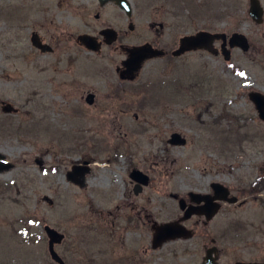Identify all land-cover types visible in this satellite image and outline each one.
<instances>
[{"label": "rangeland", "instance_id": "obj_1", "mask_svg": "<svg viewBox=\"0 0 264 264\" xmlns=\"http://www.w3.org/2000/svg\"><path fill=\"white\" fill-rule=\"evenodd\" d=\"M142 4L133 0L129 42L147 39ZM183 4L190 8L185 14L195 6L210 13L212 32L237 28L250 49H232L225 60L215 41L209 51L181 56L172 70L159 60L148 63L132 84L140 90L122 94L133 102L125 109L122 99L108 96L119 81L121 51L115 44L93 52L77 41L84 33L101 41L99 30L125 27V15L99 11L97 0H0V157L6 163L0 170V264H55L46 225L66 234L67 243L75 242L83 223L139 238L151 220L172 215L166 193L186 196L208 185L215 159L226 162L222 180L234 186L264 166V121L249 99L253 91L264 95V20H251L248 0ZM187 31L193 29L181 28V35ZM33 33L52 51L36 48ZM91 91L99 97L94 106L81 99ZM173 132L186 143H169ZM241 137V150L230 146V138ZM220 139H227L225 148ZM74 165L87 167L75 176L78 182L67 177ZM132 168L149 176L147 203L133 193ZM138 202L148 208V224L143 211L136 217ZM242 211L264 220V205L254 200ZM55 250L77 260L65 243Z\"/></svg>", "mask_w": 264, "mask_h": 264}, {"label": "flooded vegetation", "instance_id": "obj_2", "mask_svg": "<svg viewBox=\"0 0 264 264\" xmlns=\"http://www.w3.org/2000/svg\"><path fill=\"white\" fill-rule=\"evenodd\" d=\"M184 1L143 0L142 8L146 20L147 39L142 42H129L128 37L135 27L131 20L133 0H127L131 5V15L116 0H97L99 11L110 8L126 17L125 27L123 25V27L116 30L110 25H104L99 30L101 37L99 51L105 46L116 44L115 47L121 51L124 57L120 60V65L115 66L119 81L114 85V89L108 93V96L112 95L122 99V94L129 93L130 89L139 91V86L132 84H135L136 77L144 65L155 60L162 61L165 69H174L176 61L184 54L191 52L187 51L179 56L174 55V52L180 47L183 36L194 35L200 31L214 35L207 47L197 50L207 49L209 51L215 41L220 42L221 54V44L224 41L227 43L226 48L230 50V55L232 49L238 48L228 46L230 36L233 33H241L237 28L233 29L230 34L224 31L212 32L210 30L212 27L211 22L207 21L212 20L213 16L210 13H198L196 6L191 9V13L185 14L183 11L187 10L189 12L190 8L188 6L184 7ZM158 2H160L159 5ZM95 17L98 18L99 13H96ZM198 21L201 22L198 23ZM130 24L133 25L132 29L129 28ZM189 27L193 31H187L181 35V28ZM106 28H112L116 33V39L111 43L104 42V37L100 34ZM96 40L98 41V37H96ZM141 44H147L152 50L162 51V55L147 59L135 74L134 79L121 78L120 74L124 71L122 62L127 57L126 49ZM81 99L83 104L88 106H94L99 102V97L95 91L81 94ZM120 102L126 105L124 107L125 105L122 104L125 109L133 106V102L127 100L122 99ZM230 139V146H236L241 150V144L239 143L244 141V138ZM220 140L222 142L220 144L221 148H225L224 145H226L225 141L227 139ZM221 156L227 157V155ZM214 161L213 167L215 170L212 171L214 174L209 173L208 185L203 189L192 188L186 196H180L176 191L166 193V199L171 204L172 215L160 220H151L150 226H147V233L139 235V238H131L132 235L128 238L124 234L114 237L107 228H98V225L90 228L91 223L89 225L83 223L80 225V231L76 235L75 242L70 240L67 243L65 241L67 235L64 234L62 240L54 244V248L65 243L66 252L76 256L77 260L74 261L73 258L69 260L68 254L65 257L59 254L64 264H68V262L70 264H264V220H259L255 216H246L243 211L239 212L253 200L264 205V166L262 164L256 165V173L253 179H249L245 181V184H242L243 179L239 177L238 185L234 186L222 180V177L229 173L226 162L222 161L221 158ZM0 162L5 163L1 157ZM134 169H138L143 174L146 173L139 168H132L129 177L134 184L133 193L140 196L142 200L144 198L145 203H147L148 183L138 185L137 180L130 176ZM243 178H247V176H243ZM137 205L139 206V212L136 217L143 211L145 213L144 224H148V208L140 202ZM186 211L189 213L188 216H186ZM85 216L82 215L83 220ZM98 221L95 220V223L98 224ZM132 221L133 219H127V223ZM127 223L125 226L128 225ZM164 224L170 225L168 230H171L173 234L156 242L154 240L155 228ZM98 231L101 233H98L100 237L96 239ZM106 231L110 233H106ZM74 248H76V251H74ZM52 261L55 264H60L53 259Z\"/></svg>", "mask_w": 264, "mask_h": 264}, {"label": "water", "instance_id": "obj_3", "mask_svg": "<svg viewBox=\"0 0 264 264\" xmlns=\"http://www.w3.org/2000/svg\"><path fill=\"white\" fill-rule=\"evenodd\" d=\"M104 1V0H100ZM249 1V7H248V15L251 18V20L256 24H261L264 20V9L260 3V0H248ZM116 2L129 14L131 15V5L127 2V0H116ZM129 28L132 29L133 25L130 24ZM101 35L104 37V42L111 43L116 39V33L112 28H106L103 29L100 32ZM214 35L205 32L200 31L194 35H186L181 38L180 47L174 52V55H182L187 51L197 50L201 48H205L208 46V43L213 39ZM77 41L83 44L87 49L92 51H99L100 49V41L96 40V37L89 34H80L77 36ZM31 43L38 48L42 52H50L52 51V48L46 44L43 43L37 34L33 33L31 36ZM227 43L224 41L221 44L222 48V54L225 60L230 59V50L226 48ZM228 46L230 48L238 47L243 51H247L249 49V41L246 35L243 33H233L229 40H228ZM127 50V57L123 60L122 66H124L123 73L120 74L121 78H128V79H134L135 74L140 70L142 67V64L149 58H152L154 56L162 55V51L159 50H152L149 48L147 44H141V45H133L130 46ZM91 97V95H89ZM249 99L252 101V103L255 106V109L257 110L258 116L260 120L264 121V95L259 92H250L249 93ZM3 110V109H2ZM5 111H8L4 108ZM169 143L173 145H184L186 143V139L182 137L181 134L178 132L171 133L169 139ZM6 166V163L0 162V170ZM87 170L86 166L81 165H74L72 166V170L67 173L68 179L74 182H78L77 179H75V176L80 174V176L83 175L84 171ZM130 176L137 180L138 185L141 184H147L148 183V175L143 174L138 169H134ZM188 211H186V216ZM170 227L169 224H164L157 226L155 228V235L154 240L157 242L161 239H166L170 237L173 233L171 230H168ZM45 232L48 235V251L50 253V256L53 260L59 262L60 264H64L59 254L54 249V244L58 243L62 240L63 235L56 231L55 229L49 227L46 225L44 227Z\"/></svg>", "mask_w": 264, "mask_h": 264}]
</instances>
